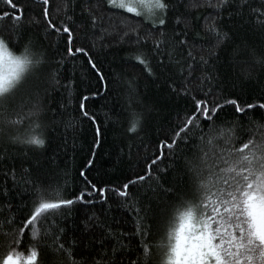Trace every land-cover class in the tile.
Masks as SVG:
<instances>
[{"label": "snow or ice", "instance_id": "obj_1", "mask_svg": "<svg viewBox=\"0 0 264 264\" xmlns=\"http://www.w3.org/2000/svg\"><path fill=\"white\" fill-rule=\"evenodd\" d=\"M40 4L38 18L0 0V264H264V0ZM202 8L204 36L190 16ZM124 44L187 106L145 145L138 171L94 182L102 130L88 102L110 91L102 57ZM77 69L101 87L74 96ZM138 96L130 87L131 135L159 111ZM73 104L78 116L64 118ZM85 121L93 136L73 188L56 161Z\"/></svg>", "mask_w": 264, "mask_h": 264}, {"label": "trees", "instance_id": "obj_2", "mask_svg": "<svg viewBox=\"0 0 264 264\" xmlns=\"http://www.w3.org/2000/svg\"><path fill=\"white\" fill-rule=\"evenodd\" d=\"M21 3L26 5V16L34 15L38 18L40 17V0H21ZM59 3L60 0H53L54 5H58ZM177 8V14L184 13L188 15L179 4ZM208 11L202 8L190 13L192 23L196 25L195 31L199 32L201 36H204L202 30L204 23L203 16L207 15ZM77 12H79V8H77ZM53 15H55L54 11ZM197 17H199V20ZM246 27L240 29V31L243 32L246 30ZM30 31L34 37H42L41 29L33 26ZM38 42L42 43L43 47L48 48L51 40L44 41L41 39ZM130 51L131 47L129 45H118L110 50V54L107 57H102L103 63L101 64V68L109 81L108 86L110 91L106 95L96 97L88 102L92 111L96 113L102 130V146L97 149L95 168L88 170L89 179H93L94 182L103 180L119 184L123 182L125 177L129 176L130 171H138L139 169L136 167L138 161L148 155L145 145H148L150 149L158 139H162L163 130L174 120L176 113L187 106L186 101L183 99L175 97L168 99L164 86L162 84L158 86L153 83L152 79L144 72L143 66L130 58ZM80 60H83V57H80ZM79 62L77 61V63ZM80 74L81 70L77 69L75 87L73 89L74 96H78L88 87L93 89L101 87L94 73H91L89 79L83 82L81 81ZM62 76H72L71 64L65 65ZM130 87L139 93L137 99L143 101L145 104L155 102L159 109L156 114L149 118L144 130L138 135H131L125 131L128 115L127 97ZM68 114L78 116V113L75 112V104L65 112L64 118H67ZM225 118L231 119L230 111L229 115ZM92 136V126L85 121L78 137L76 150L73 151L70 146L67 155H61L56 161L58 170L65 168L69 170L71 176L70 183L73 188L79 187L78 170L86 162ZM69 144L71 145V141H69ZM73 211H76V209H73ZM112 215L121 218L124 214L120 210H116Z\"/></svg>", "mask_w": 264, "mask_h": 264}]
</instances>
